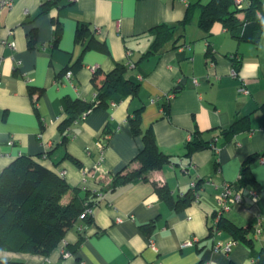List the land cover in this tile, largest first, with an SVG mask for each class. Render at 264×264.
<instances>
[{
  "label": "crops",
  "instance_id": "obj_1",
  "mask_svg": "<svg viewBox=\"0 0 264 264\" xmlns=\"http://www.w3.org/2000/svg\"><path fill=\"white\" fill-rule=\"evenodd\" d=\"M52 1L14 0L0 12V172L20 155L41 154L39 161L65 178L70 194L75 189L94 200L93 222L78 219L48 256L0 250V259L32 264H257L255 255L264 248V162L258 159L264 155V28L257 40L250 30L246 32L252 39H238L215 21L204 38L195 6L177 47L168 43L140 58L153 39L149 28L175 24L195 0ZM80 26L87 28L83 41L75 39ZM32 29L36 36L29 46ZM91 34L102 46L84 47ZM208 40L214 52L209 56ZM230 53L238 56L235 68ZM117 62L127 64L126 76L139 84L136 95L116 91L105 104L59 131L66 98L94 101V74L99 83ZM64 67L70 68L69 77L67 71L59 74ZM165 101L170 105L167 114ZM140 107L141 128L152 130L174 163L153 169L148 180L111 189L118 171L136 166L133 158L142 140L131 132L128 117ZM243 115L248 128L225 142L219 129ZM197 130L210 144L185 156L183 145ZM251 154H258L250 165L254 183L243 186L242 201L223 217L238 226H254L258 214L261 231L247 234L251 244L238 241L228 253L215 252L209 225L217 195L223 182L237 186L242 162ZM179 161L188 165V172L178 168ZM153 181L165 185L174 201L198 181V199L174 208L159 197ZM253 186L259 191L254 203L248 193ZM147 223L149 231L142 228ZM80 235L76 250L62 255L65 244ZM220 238L234 239L223 229Z\"/></svg>",
  "mask_w": 264,
  "mask_h": 264
},
{
  "label": "trees",
  "instance_id": "obj_2",
  "mask_svg": "<svg viewBox=\"0 0 264 264\" xmlns=\"http://www.w3.org/2000/svg\"><path fill=\"white\" fill-rule=\"evenodd\" d=\"M59 0H53L57 3ZM195 6L200 8L197 20L198 27L204 32V38H209L210 29L215 21L220 22L238 39H258L260 31L264 28V0H244L242 7H238L233 0H195L187 6L185 14L181 20L175 24L160 23L151 28L148 32L153 35V39L148 48L141 54L140 58L154 55L163 50L168 43L171 48L178 46V40L183 36V29L192 21V13ZM238 14H242L239 17ZM85 26L76 29L75 39L83 41L86 35ZM180 29L182 31H177ZM247 30L252 32V37L247 35ZM58 25L55 26V39L58 38ZM36 30L32 29L28 34V45L32 46L35 40ZM102 44L89 35L84 42V47ZM206 54L213 55L211 42L208 40ZM232 59V64L238 66V56ZM75 64L73 68L76 66ZM69 67H64L59 74L68 71ZM128 66L125 63L117 62L115 66L104 74L102 80L95 82L96 93L94 101L87 102L80 98H66L65 118L59 123L58 129L63 132L74 120L94 108L105 104L111 94L116 91H123L136 95L139 84L130 80L126 76ZM41 91L31 87L30 91ZM175 92V91H173ZM176 93V92H175ZM166 114L169 112V101L163 102ZM137 108L128 117L131 132L139 135L142 146L135 154L133 161L135 167H125L118 171L111 179L110 188L134 182L138 179L148 180V174L153 169L161 167L165 163H174L172 155L162 151L156 143L154 134L150 128L142 129L140 124V111ZM264 110V103L260 105ZM248 128V116L243 115L235 118L228 126L221 127L219 133L224 141H228L236 133ZM65 140V137H64ZM210 142L202 136V132L195 131L192 137L184 145V155L191 156L194 152L208 147ZM46 152L45 154H47ZM41 156L20 155L0 172V250L14 253H28L33 255L48 256L62 241L65 233L72 228L74 223L81 219L82 222L90 224L93 222L92 216L80 218V214L89 206L92 207L94 200L80 196L75 189L70 194L67 201H63V196L70 190L69 184L62 175L57 174L52 169L46 167L39 161ZM258 154L247 156L241 166L237 186H246L254 183L251 179L250 165ZM215 157V155H214ZM177 163V162H176ZM184 164V163H182ZM187 165V164H184ZM198 184L199 182L196 181ZM154 189L160 198L171 203L174 208H179L193 200L192 188L176 201L169 194L165 185H159L153 181ZM251 188H256L253 186ZM218 226L234 239L242 243L252 242L247 234L253 233V224L238 226L232 221L222 217ZM144 230L151 229L150 223L142 225ZM83 235L78 240L69 244L66 243V250L71 253L79 246ZM257 264H264V248L257 251L255 255ZM0 264H32L24 259H0ZM40 264H48L42 262ZM59 264V263H56Z\"/></svg>",
  "mask_w": 264,
  "mask_h": 264
},
{
  "label": "built area",
  "instance_id": "obj_3",
  "mask_svg": "<svg viewBox=\"0 0 264 264\" xmlns=\"http://www.w3.org/2000/svg\"><path fill=\"white\" fill-rule=\"evenodd\" d=\"M234 3L238 6V7H242L244 0H233ZM14 3V0H0V12L5 9V8H10ZM2 43H6L8 46L10 47H14L15 42L14 41H6V40H2ZM228 57L230 59H234L236 57V55L230 53L228 55ZM208 64L212 65V62H208ZM66 76L69 77L71 75L70 71H67ZM231 74L233 76H236V71L234 68L231 69ZM89 111V110H88ZM84 112L81 117H84L86 115V113L88 112ZM98 145L100 147H102L101 142L98 143ZM261 162H264V155H260L258 158ZM178 168L183 171V172H188L189 171V167L188 165H184L182 164V162H178L177 163ZM191 188H192V195H193V201H196L198 199L199 196V186L197 185L196 182H192L191 183ZM245 193V188L243 186H236L231 182H223L222 186H221V191L220 193L217 195V208L215 209L213 218L210 222L209 225V234L210 236L213 238V243H212V250L215 252H224V253H228L233 245L238 242L236 239H228V240H223L220 238V235L222 233V229L218 226L220 219L223 217L224 213L229 211L230 208L232 207V205H234L235 203H238L240 201H242V198L244 196ZM251 202H256L258 199V194L259 191L256 188H250L248 190ZM92 216V207L87 206L84 211L79 215L80 218H83L85 216ZM261 218L260 216L257 214L256 218H255V223L253 226V235L257 236L259 235L260 231H261ZM152 245V243H151ZM70 252L67 250H62V255H69ZM155 264H160V263H155Z\"/></svg>",
  "mask_w": 264,
  "mask_h": 264
},
{
  "label": "rangeland",
  "instance_id": "obj_4",
  "mask_svg": "<svg viewBox=\"0 0 264 264\" xmlns=\"http://www.w3.org/2000/svg\"><path fill=\"white\" fill-rule=\"evenodd\" d=\"M69 194H70V191H68L65 195H64V197H63V201H66L67 199H68V197H69Z\"/></svg>",
  "mask_w": 264,
  "mask_h": 264
},
{
  "label": "water",
  "instance_id": "obj_5",
  "mask_svg": "<svg viewBox=\"0 0 264 264\" xmlns=\"http://www.w3.org/2000/svg\"><path fill=\"white\" fill-rule=\"evenodd\" d=\"M184 82H185V80H183V81L181 82V84L175 88V90H178V89H180V88H181V86L184 84ZM175 90H174V91H175Z\"/></svg>",
  "mask_w": 264,
  "mask_h": 264
}]
</instances>
